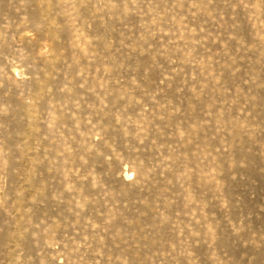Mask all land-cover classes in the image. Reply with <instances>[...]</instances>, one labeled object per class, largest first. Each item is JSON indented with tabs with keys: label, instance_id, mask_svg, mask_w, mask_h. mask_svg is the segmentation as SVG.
<instances>
[{
	"label": "rangeland",
	"instance_id": "obj_1",
	"mask_svg": "<svg viewBox=\"0 0 264 264\" xmlns=\"http://www.w3.org/2000/svg\"><path fill=\"white\" fill-rule=\"evenodd\" d=\"M0 264H264V0H0Z\"/></svg>",
	"mask_w": 264,
	"mask_h": 264
}]
</instances>
